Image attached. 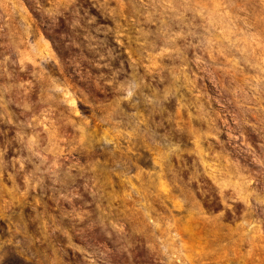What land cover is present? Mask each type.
<instances>
[{
	"label": "rangeland",
	"instance_id": "1",
	"mask_svg": "<svg viewBox=\"0 0 264 264\" xmlns=\"http://www.w3.org/2000/svg\"><path fill=\"white\" fill-rule=\"evenodd\" d=\"M0 264H264V0H0Z\"/></svg>",
	"mask_w": 264,
	"mask_h": 264
},
{
	"label": "trees",
	"instance_id": "2",
	"mask_svg": "<svg viewBox=\"0 0 264 264\" xmlns=\"http://www.w3.org/2000/svg\"><path fill=\"white\" fill-rule=\"evenodd\" d=\"M53 44H54V47H55L56 52H57L58 55L63 59V56H62V54H61L59 48H57V47L55 46V43H54V42H53Z\"/></svg>",
	"mask_w": 264,
	"mask_h": 264
}]
</instances>
